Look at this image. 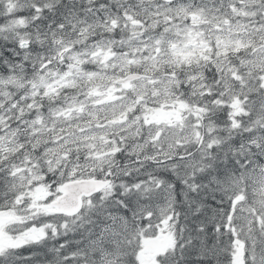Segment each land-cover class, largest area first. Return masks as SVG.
Here are the masks:
<instances>
[{"label":"snow or ice","instance_id":"snow-or-ice-1","mask_svg":"<svg viewBox=\"0 0 264 264\" xmlns=\"http://www.w3.org/2000/svg\"><path fill=\"white\" fill-rule=\"evenodd\" d=\"M0 264H264V0H0Z\"/></svg>","mask_w":264,"mask_h":264}]
</instances>
